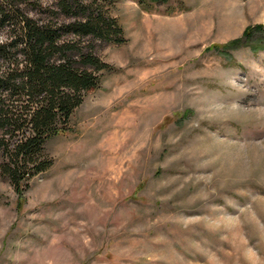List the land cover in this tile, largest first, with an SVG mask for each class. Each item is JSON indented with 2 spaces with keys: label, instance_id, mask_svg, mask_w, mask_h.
<instances>
[{
  "label": "rangeland",
  "instance_id": "rangeland-1",
  "mask_svg": "<svg viewBox=\"0 0 264 264\" xmlns=\"http://www.w3.org/2000/svg\"><path fill=\"white\" fill-rule=\"evenodd\" d=\"M110 12L126 40L98 43L50 168L22 198L0 169V264H264V50L225 47L264 0Z\"/></svg>",
  "mask_w": 264,
  "mask_h": 264
},
{
  "label": "trees",
  "instance_id": "trees-1",
  "mask_svg": "<svg viewBox=\"0 0 264 264\" xmlns=\"http://www.w3.org/2000/svg\"><path fill=\"white\" fill-rule=\"evenodd\" d=\"M119 0H0L1 173L18 197L32 176L52 165L44 146L68 130L73 112L97 87L109 63L100 44L126 39L111 8ZM168 0H139L151 3ZM31 6V9L27 7ZM236 44L264 50V24L249 27Z\"/></svg>",
  "mask_w": 264,
  "mask_h": 264
}]
</instances>
